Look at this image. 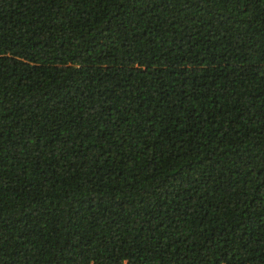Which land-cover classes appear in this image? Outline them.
I'll use <instances>...</instances> for the list:
<instances>
[{"label": "trees", "instance_id": "16d2710c", "mask_svg": "<svg viewBox=\"0 0 264 264\" xmlns=\"http://www.w3.org/2000/svg\"><path fill=\"white\" fill-rule=\"evenodd\" d=\"M0 264H264V0H0Z\"/></svg>", "mask_w": 264, "mask_h": 264}]
</instances>
